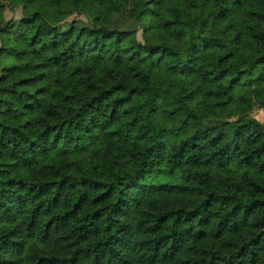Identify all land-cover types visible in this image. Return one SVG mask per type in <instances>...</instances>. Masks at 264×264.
Returning a JSON list of instances; mask_svg holds the SVG:
<instances>
[{
    "label": "trees",
    "instance_id": "obj_1",
    "mask_svg": "<svg viewBox=\"0 0 264 264\" xmlns=\"http://www.w3.org/2000/svg\"><path fill=\"white\" fill-rule=\"evenodd\" d=\"M256 107L264 0H0V264H264Z\"/></svg>",
    "mask_w": 264,
    "mask_h": 264
},
{
    "label": "rangeland",
    "instance_id": "obj_2",
    "mask_svg": "<svg viewBox=\"0 0 264 264\" xmlns=\"http://www.w3.org/2000/svg\"><path fill=\"white\" fill-rule=\"evenodd\" d=\"M3 14H4L5 19L13 20L14 24L17 23V20L21 17V11H20V8L18 7L13 8V7L8 6L4 9ZM76 19L83 21L84 23H86V27L90 28L87 22L88 20L85 16H82V15L76 16V14H72L64 20L65 27L61 31L68 30L72 21ZM116 24L118 25V21H116ZM250 116L264 124V109L256 107L251 111ZM246 122H247V119H240L237 121V124H244Z\"/></svg>",
    "mask_w": 264,
    "mask_h": 264
}]
</instances>
